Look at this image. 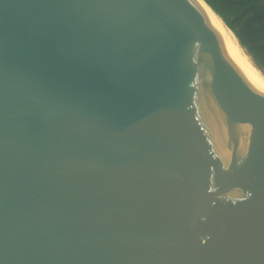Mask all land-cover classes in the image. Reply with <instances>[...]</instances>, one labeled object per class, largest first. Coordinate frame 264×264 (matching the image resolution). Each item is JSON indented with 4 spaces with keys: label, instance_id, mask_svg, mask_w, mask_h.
Masks as SVG:
<instances>
[{
    "label": "water",
    "instance_id": "obj_1",
    "mask_svg": "<svg viewBox=\"0 0 264 264\" xmlns=\"http://www.w3.org/2000/svg\"><path fill=\"white\" fill-rule=\"evenodd\" d=\"M0 264H264V86L197 0H0Z\"/></svg>",
    "mask_w": 264,
    "mask_h": 264
},
{
    "label": "trees",
    "instance_id": "obj_2",
    "mask_svg": "<svg viewBox=\"0 0 264 264\" xmlns=\"http://www.w3.org/2000/svg\"><path fill=\"white\" fill-rule=\"evenodd\" d=\"M235 34L264 74V0H203Z\"/></svg>",
    "mask_w": 264,
    "mask_h": 264
},
{
    "label": "bare ground",
    "instance_id": "obj_3",
    "mask_svg": "<svg viewBox=\"0 0 264 264\" xmlns=\"http://www.w3.org/2000/svg\"><path fill=\"white\" fill-rule=\"evenodd\" d=\"M201 5H203L212 16L219 22V24L223 27L230 43L238 54L242 64L244 65L247 72L261 85L264 86V76L262 75L260 69H258L249 59L248 55L245 54L244 50L238 44V41L235 37V34L224 24L223 20L203 1L197 0Z\"/></svg>",
    "mask_w": 264,
    "mask_h": 264
},
{
    "label": "rangeland",
    "instance_id": "obj_4",
    "mask_svg": "<svg viewBox=\"0 0 264 264\" xmlns=\"http://www.w3.org/2000/svg\"><path fill=\"white\" fill-rule=\"evenodd\" d=\"M249 59L251 60V62L253 63L252 61V58L248 55ZM254 64V63H253ZM262 73V72H261ZM262 75L264 76V74L262 73Z\"/></svg>",
    "mask_w": 264,
    "mask_h": 264
},
{
    "label": "clouds",
    "instance_id": "obj_5",
    "mask_svg": "<svg viewBox=\"0 0 264 264\" xmlns=\"http://www.w3.org/2000/svg\"><path fill=\"white\" fill-rule=\"evenodd\" d=\"M246 55H249L247 52H245Z\"/></svg>",
    "mask_w": 264,
    "mask_h": 264
}]
</instances>
